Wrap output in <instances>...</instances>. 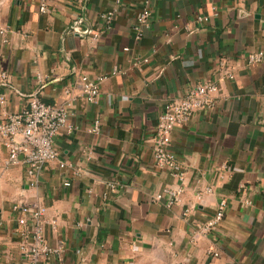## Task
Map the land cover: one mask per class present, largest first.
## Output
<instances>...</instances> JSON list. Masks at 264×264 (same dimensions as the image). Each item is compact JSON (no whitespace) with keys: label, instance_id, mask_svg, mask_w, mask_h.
<instances>
[{"label":"crops","instance_id":"0c3cea01","mask_svg":"<svg viewBox=\"0 0 264 264\" xmlns=\"http://www.w3.org/2000/svg\"><path fill=\"white\" fill-rule=\"evenodd\" d=\"M146 1L49 0L41 13L38 0H0V121L38 95L68 106L73 127L34 187L0 137V264H25L20 201L46 208L45 239L64 247L42 264H264V59L246 62L264 55V0H156L137 40ZM99 77L86 103L81 84ZM205 81L219 85L214 106L171 134L179 181L153 165L152 138L164 103ZM164 189L176 205L153 201ZM222 200L224 219L201 233Z\"/></svg>","mask_w":264,"mask_h":264},{"label":"built area","instance_id":"2783aa9c","mask_svg":"<svg viewBox=\"0 0 264 264\" xmlns=\"http://www.w3.org/2000/svg\"><path fill=\"white\" fill-rule=\"evenodd\" d=\"M156 0H147L146 8L137 16L138 26L136 39L140 40L143 29L149 26L151 10L149 6ZM39 11L46 13L49 0H38ZM106 23L112 16H103ZM198 21H205L198 18ZM4 29H0L3 36ZM94 39L98 36L95 34ZM128 51V49H124ZM263 53H253L246 56L248 66L259 64L263 61ZM142 63H148V59H143ZM226 65L225 61H223ZM118 70H113L112 75H117ZM223 74L228 79H233L231 69L225 68ZM6 75L1 74L0 80L6 81ZM105 77H99L95 81L84 80L81 84L80 94L83 101L89 104L97 102L100 94V84ZM219 91L216 82L205 81L189 89L181 98L170 100L164 106L158 116L157 125L152 138V161L153 165L163 171L168 172L173 178L183 180L184 173L180 162L171 150V134L176 125L186 124L195 113L211 109L214 106V97ZM70 112L68 106L49 105L38 97L31 95L27 98L25 106L17 113L9 114L0 121V137L7 150V165L15 166L20 163L26 169V177L29 185L34 187L37 177L43 167L56 160L57 150L54 139L61 130L65 129L67 135L71 134L73 127L68 124ZM99 121L95 120L92 126V133L97 134ZM19 139V140H18ZM21 157V160H20ZM63 168V165H60ZM69 183H64L67 187ZM110 193H115L117 183H107ZM178 192L164 189L155 194L152 198L154 202H164L166 207H172L178 203ZM12 211L19 215L18 239L19 249L24 258L25 264H42L52 257H61L64 254L62 244L51 246L44 236L46 208L37 201H20L12 206ZM189 209L182 213L183 217L189 216ZM226 202L220 201L213 216L203 225L198 227L201 233H209L224 219ZM217 256V254H213Z\"/></svg>","mask_w":264,"mask_h":264},{"label":"water","instance_id":"95a60500","mask_svg":"<svg viewBox=\"0 0 264 264\" xmlns=\"http://www.w3.org/2000/svg\"><path fill=\"white\" fill-rule=\"evenodd\" d=\"M74 32H77V31L74 30Z\"/></svg>","mask_w":264,"mask_h":264}]
</instances>
